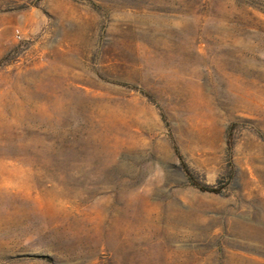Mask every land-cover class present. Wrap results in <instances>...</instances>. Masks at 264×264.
Here are the masks:
<instances>
[{"label": "rangeland", "instance_id": "1", "mask_svg": "<svg viewBox=\"0 0 264 264\" xmlns=\"http://www.w3.org/2000/svg\"><path fill=\"white\" fill-rule=\"evenodd\" d=\"M262 135L264 0H0V264H264Z\"/></svg>", "mask_w": 264, "mask_h": 264}, {"label": "trees", "instance_id": "2", "mask_svg": "<svg viewBox=\"0 0 264 264\" xmlns=\"http://www.w3.org/2000/svg\"><path fill=\"white\" fill-rule=\"evenodd\" d=\"M144 96H146L151 102H154V98L153 96H151L150 94L146 93V92H142ZM163 119L166 123L167 126H169V123L167 121L166 116H164L163 114ZM232 129V128H231ZM261 138L264 140V135L261 136ZM172 143L175 149V152L180 160L181 163V168L183 169V171L185 172L187 179L190 183V185L196 189H198L201 192H205V193H213V194H220L222 192V188L220 187H216V186H212V185H207L202 183L198 177L192 172V170L190 169V167L188 166V164L184 161L183 157L180 154V151L176 145V142L174 140V138H172ZM233 148H234V144L232 141L228 142V153H229V160L232 161V152H233ZM229 178L231 179V175L229 176Z\"/></svg>", "mask_w": 264, "mask_h": 264}]
</instances>
